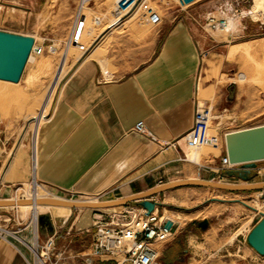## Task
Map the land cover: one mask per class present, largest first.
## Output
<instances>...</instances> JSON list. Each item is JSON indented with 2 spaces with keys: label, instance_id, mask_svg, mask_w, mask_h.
I'll return each mask as SVG.
<instances>
[{
  "label": "crops",
  "instance_id": "crops-1",
  "mask_svg": "<svg viewBox=\"0 0 264 264\" xmlns=\"http://www.w3.org/2000/svg\"><path fill=\"white\" fill-rule=\"evenodd\" d=\"M100 1L89 3L88 13L83 16L86 29L78 35H101L99 41L102 42L108 39L109 34L125 29L127 22L136 23L135 27L114 37L101 60L93 58L98 49L94 47L65 75L61 67L49 92L46 86L50 80L44 77L33 86L28 84L39 70L38 64L31 61L27 62L18 83L0 81V188L6 192L13 185L35 180L54 198L67 199L74 194L76 201L110 202L179 181L224 180L221 158L226 155V146L221 145L217 155L199 159L200 163L196 164L181 160L188 153L182 137L193 126L198 97L211 106L215 115L220 110H227L223 103L224 95H217L218 89L222 91L223 87L210 86V76L206 75L209 70L218 73L221 68L218 62L223 56L231 61L247 58L250 61L248 67L252 65L249 76L256 75L251 58L237 55L229 59V54H238L240 50L247 49L250 53L252 42L232 45L225 52L228 45H225L227 41L223 35L208 34L183 20L173 22L162 18L163 23L155 24L150 15L141 12L140 6L136 11L129 9L121 15L108 5L102 6L109 8L111 15L90 7L91 3ZM6 4L7 0H0V10ZM234 20L233 38L250 36L247 24L239 19V26ZM69 36L75 35L69 33ZM31 37L36 45L41 46L34 36ZM212 64H217L216 69L211 67ZM226 64L231 65L226 60L222 67ZM227 98L226 105H229ZM230 100L229 108L234 114L246 113L249 117H256L264 113L263 108H256L251 97L244 99L235 95ZM257 111L262 113L257 114ZM31 115L34 116L37 134L35 155L27 131ZM141 121L156 141L134 131ZM217 132L222 138L232 131L221 132L219 129ZM261 162L264 161L248 170V173L256 174L252 180L226 177L242 181L245 185L262 184L264 163ZM239 171L244 172L245 169ZM184 189L210 190L195 186L178 187L157 194L152 200L159 209L157 196ZM217 191L235 195L259 190ZM213 201L214 209L217 205H240L245 210H255L245 198L227 199L218 195L213 197ZM109 209L113 208H79L71 209L67 216L56 219L42 217L39 242L44 244L47 239H52L54 250L61 255L71 253L80 256V250L85 247L79 244L80 238L93 237L96 219L100 215L107 216ZM167 219L175 223L173 218ZM203 220L201 225L205 231L209 222ZM260 220L249 228L247 236ZM177 232L178 229L174 231V237ZM229 234L219 237L224 241L223 246L237 242L244 245L238 238L241 233L235 237H229ZM175 244L155 246L163 256ZM248 246L255 258H264ZM32 252L31 247H22L7 233L0 234V264H33ZM98 264L114 263L100 259Z\"/></svg>",
  "mask_w": 264,
  "mask_h": 264
},
{
  "label": "rangeland",
  "instance_id": "rangeland-1",
  "mask_svg": "<svg viewBox=\"0 0 264 264\" xmlns=\"http://www.w3.org/2000/svg\"><path fill=\"white\" fill-rule=\"evenodd\" d=\"M92 0H85L81 6L78 0H7L8 5L2 7L0 10V31L12 33L22 36H34L39 43L44 44V48L47 53L40 57H36L31 60V63H37L39 66L37 75L28 82L30 86H33L35 82L40 81L41 78L50 80L48 84V92L50 91L58 72L63 67V73L72 70L77 63L87 56V54L98 47L95 52V56L98 60L105 54L111 45L116 35L122 34L132 27L136 26V23L129 21L125 24V29L118 30L113 34H109L108 39L102 42L99 41V36H87L82 37L78 43L79 47L72 46L68 52L64 47L70 40L69 33L78 35L82 33L86 26L83 25V16L88 13L86 10L89 3ZM113 1V2H112ZM238 0H187V3L180 2V0H147L148 4L152 8L153 12L157 13L160 19L169 18L173 22L187 21L194 24L200 30L213 35H223L228 45L225 48V52L232 45L241 42H252L251 52L246 50H240L238 54H229V59L234 56L249 57L254 60L256 75L249 76L247 58L228 60L226 55L222 60L218 62V73L214 74V70H209L206 75L209 85L221 88L218 89L217 95L220 93L224 96V105L227 108L220 110L214 114L211 106L203 102L199 97L198 99L202 104L208 106L212 113L211 123V135L214 137H220L217 131H237L251 127L264 125V113L256 117H249L248 114L243 113L241 115L234 114L230 110V99L235 95L241 98H252V103L256 108L260 107L264 109V11L261 14H257L254 18L252 14L253 5L255 0H240V5L237 6ZM122 0H101L100 2L91 3L92 9L99 8L100 12H107L111 15L109 8H104L102 5H108L114 8L117 13L124 14L127 10L121 5ZM222 5L226 6L225 13L229 17L234 18L235 8H238L243 12L244 17L241 19L243 24H247L250 31V36L244 38H229L230 32L210 31L205 29L206 19L211 13H215L217 16L221 15L220 8ZM81 7V8H80ZM94 7V8H93ZM110 7V8H111ZM105 11H104V10ZM107 9V10H106ZM141 12L145 15H149L143 12V8H140ZM79 13V20H78ZM220 13V14H218ZM164 21V20H163ZM235 23L240 22L235 17ZM122 23V22H121ZM120 23V24H121ZM163 23V22H162ZM120 24L118 26H120ZM262 26L263 28H260ZM149 27V26H148ZM37 30V31H36ZM40 30H44L41 31ZM54 46L57 51L54 54L48 53V47ZM229 61V64L222 67L223 62ZM65 63L63 64V62ZM227 63V62H226ZM103 64V69L106 70V65ZM217 64H212L211 67L216 69ZM227 70H230L229 72ZM217 82V83H216ZM8 83V82H6ZM213 88V87H212ZM226 97L229 100L226 105ZM34 98V96H33ZM214 98L213 105H215ZM215 111V109H214ZM264 111V110H263ZM34 112V111H33ZM257 114L262 113L257 111ZM29 139L32 143V132L28 127ZM219 151L208 146L203 148L199 152H190L192 159L208 158L211 154H218ZM260 162L255 163V168ZM264 163V162H261ZM263 165V164H262ZM245 167L241 166L240 169ZM252 173L251 180L255 177V173ZM225 179L221 181H214L217 183L225 184H246L242 181L228 179L226 175ZM42 185L38 186L34 180L29 181L21 185H13L7 188V191H3L0 188V200H19L30 198L34 193H37L44 198H54L50 196ZM222 196L223 198L236 197V199L245 198L247 204L255 208L253 212L245 210L243 206L235 205L233 207H227L217 205L214 209L213 197ZM239 195V196H235ZM231 194L224 191L217 190H198V189H184L182 191H174L166 194H161L155 199L159 203V212L161 215L167 218H173L178 229L177 235L171 242L166 244H175L174 248L168 251L163 256L161 255L160 264H264V258H259L252 254L249 244L246 242L247 231L253 226L264 213V192L259 190L257 192H245L240 194ZM77 200V199H74ZM136 202H131L126 206H120L113 209H109L107 213L122 212L129 207H136ZM71 209H53V208H39L35 211L30 207H14V208H0V234L7 233L9 236L15 233L17 236L25 239L27 242L33 243L32 231L34 230V216L38 214L37 230H38V243L36 249H33L32 255L35 256L36 264H98L100 259L89 258L90 247L94 240L95 226L93 229V237L80 238L79 244L85 245L80 251V256L69 254H62L59 251L51 249L46 251L42 249L45 245L39 242L42 234L41 217H53L67 216ZM256 213V214H254ZM107 214V216L109 215ZM208 220L209 228L203 230L201 225L202 221ZM256 226V225H255ZM254 226V227H255ZM251 232V231H250ZM11 233V234H9ZM35 233V232H34ZM229 234V237H235L236 234L241 233L238 238L242 242L241 245L237 242L232 246H223V242L219 240V237H223V234ZM249 235V234H248ZM22 247L24 245L21 241L11 236ZM65 245V241H62ZM167 251V250H166ZM38 257V259H37ZM41 260V261H40ZM114 263L113 261H110ZM115 264V263H114Z\"/></svg>",
  "mask_w": 264,
  "mask_h": 264
},
{
  "label": "built area",
  "instance_id": "built-area-1",
  "mask_svg": "<svg viewBox=\"0 0 264 264\" xmlns=\"http://www.w3.org/2000/svg\"><path fill=\"white\" fill-rule=\"evenodd\" d=\"M180 2L187 3V0H180ZM124 10L132 9L136 11L137 7L143 8V12L151 16L152 22L155 24L161 23L162 20L157 13L153 12L152 8L148 4L147 0H122L121 2ZM240 5V0L237 1V6ZM226 6L222 5L220 8L221 15L211 13L205 24V29L210 31L230 32L229 37L233 38V20L242 19L244 17L243 12L238 8H235L234 18L229 17L225 13ZM218 13V14H220ZM208 32V31H207ZM82 36H71L70 40L66 43L64 49L66 53L72 46L79 47ZM82 49V47H79ZM57 49L54 46L48 47V53L54 54ZM46 52L43 46H38L34 43L29 60L32 58L40 57ZM63 68V67H62ZM61 68V69H62ZM62 73V72H61ZM196 108L194 123L192 128L182 137L185 142L188 153L185 154L181 160H188L193 163L199 164L198 158L192 159L190 152H199L205 147H212L215 150L219 149L221 145H225V136L222 138L214 137L211 135V123L212 113L208 106L201 103L199 99H196ZM28 126L32 132V151L35 155L37 145V134L35 131L34 116L29 117ZM134 131L140 135H145L151 140L156 141L155 136L150 133L143 121L139 122ZM176 143L173 144L175 146ZM242 165H233L229 162L227 155L221 158L222 171H239ZM35 184L40 186L41 184L35 181ZM48 192V191H47ZM50 196H53L48 192ZM69 201H76L75 195L72 194L70 198H58ZM170 221L164 218L156 206L155 210L151 213L147 209L141 207L139 204L136 207H129L122 212H112L108 216L100 215L95 222V234L94 240L90 247V255L88 256L93 260L105 259L113 261L115 264H160L161 251L156 248L155 245H166L172 241L174 237V231L176 223H173L171 229L166 228V223ZM32 231V239L35 241L36 234ZM38 233V230H37ZM23 244V243H22ZM37 244L38 238H37ZM24 245V244H23ZM25 246V245H24ZM55 247L54 241L48 239L46 245L42 248L46 251H50ZM35 256H34V263Z\"/></svg>",
  "mask_w": 264,
  "mask_h": 264
},
{
  "label": "water",
  "instance_id": "water-1",
  "mask_svg": "<svg viewBox=\"0 0 264 264\" xmlns=\"http://www.w3.org/2000/svg\"><path fill=\"white\" fill-rule=\"evenodd\" d=\"M34 43L35 41L32 37L0 31V80L12 83H18L20 81ZM225 146L229 162L233 165L244 166V175H246L248 170L255 168V163L264 161V125L227 133L225 136ZM241 179L248 181L245 176H241ZM188 186L237 192L264 190V183L255 185H230L205 180H186L171 183L155 188L147 193L117 201L81 202L45 198L38 200L36 204L70 209H105L126 206L131 202H136L151 213L157 206L152 200L154 196L169 189ZM32 204L34 203L31 200L26 199L0 200V208H14ZM42 220L43 218L41 217L40 222ZM172 226L173 223L171 221L166 223L167 229H171ZM247 241L259 255L264 256V213L262 214L261 220L249 233Z\"/></svg>",
  "mask_w": 264,
  "mask_h": 264
},
{
  "label": "bare ground",
  "instance_id": "bare-ground-1",
  "mask_svg": "<svg viewBox=\"0 0 264 264\" xmlns=\"http://www.w3.org/2000/svg\"><path fill=\"white\" fill-rule=\"evenodd\" d=\"M83 4V3H82ZM81 4V5H82ZM264 11V0H255V3L253 5V9H252V16L254 18H256L257 14H261ZM32 60V58L30 59V61ZM60 72V71H59ZM1 81V80H0ZM9 83V82H8ZM40 99V98H39ZM24 102V101H23ZM29 105V103H28ZM21 107V105H20ZM24 107V105H23ZM21 110V108H20ZM30 114V111H29ZM26 200H31L34 204L32 205H27V206H19V207H30L33 208L35 211H37L40 207H48V208H61V209H70V208H66V207H55V206H47V205H37L36 202L40 199H45L44 197H41L40 195H38L37 193H34L30 198H25ZM54 199V198H53ZM56 199V198H55ZM34 230H35V234H36V239L35 242L33 243V245L27 243L26 241H24V239H22L21 237L17 236L15 233L11 234V236L15 237L16 239H18L19 241H21L22 243H24L25 245L31 247V249H36L37 248V238H38V233H37V221H38V214H35L34 216ZM34 253V252H33ZM36 255V254H34ZM37 256V255H36ZM38 259V257H37ZM41 261V260H40ZM44 264V262H43Z\"/></svg>",
  "mask_w": 264,
  "mask_h": 264
},
{
  "label": "trees",
  "instance_id": "trees-1",
  "mask_svg": "<svg viewBox=\"0 0 264 264\" xmlns=\"http://www.w3.org/2000/svg\"><path fill=\"white\" fill-rule=\"evenodd\" d=\"M225 175L228 177H235V178H241V176H245L246 180H251L252 178V173H247L244 175V172L242 171H225Z\"/></svg>",
  "mask_w": 264,
  "mask_h": 264
}]
</instances>
